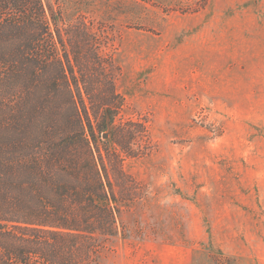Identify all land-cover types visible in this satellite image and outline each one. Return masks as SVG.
<instances>
[{
  "label": "rangeland",
  "instance_id": "1",
  "mask_svg": "<svg viewBox=\"0 0 264 264\" xmlns=\"http://www.w3.org/2000/svg\"><path fill=\"white\" fill-rule=\"evenodd\" d=\"M42 2L92 24L115 125L146 130L123 163L139 198L88 264H264V0Z\"/></svg>",
  "mask_w": 264,
  "mask_h": 264
},
{
  "label": "trees",
  "instance_id": "2",
  "mask_svg": "<svg viewBox=\"0 0 264 264\" xmlns=\"http://www.w3.org/2000/svg\"><path fill=\"white\" fill-rule=\"evenodd\" d=\"M92 27L0 0V264L91 263L139 198L123 163L145 125H115L120 71Z\"/></svg>",
  "mask_w": 264,
  "mask_h": 264
},
{
  "label": "water",
  "instance_id": "3",
  "mask_svg": "<svg viewBox=\"0 0 264 264\" xmlns=\"http://www.w3.org/2000/svg\"><path fill=\"white\" fill-rule=\"evenodd\" d=\"M104 137H106V134L104 135Z\"/></svg>",
  "mask_w": 264,
  "mask_h": 264
}]
</instances>
